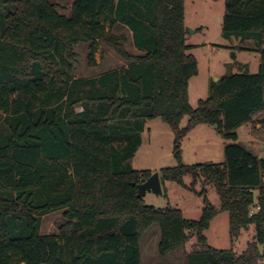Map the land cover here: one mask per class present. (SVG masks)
Wrapping results in <instances>:
<instances>
[{
    "label": "trees",
    "instance_id": "obj_1",
    "mask_svg": "<svg viewBox=\"0 0 264 264\" xmlns=\"http://www.w3.org/2000/svg\"><path fill=\"white\" fill-rule=\"evenodd\" d=\"M223 1L222 35L253 40L258 71L210 81L208 97L192 109L188 85L197 63L185 45L184 0H0V264H141L140 240L154 224L162 257L195 236L187 264L264 260L257 248L264 245V158L236 142V130L264 114V0ZM117 25L129 30L139 54L108 33L106 26ZM79 43H88L90 61L103 43L125 65L75 78ZM156 118L171 129L176 162L160 171V182L194 192L203 179L200 196L204 183L212 185L230 239L254 227V242L240 255L207 245L204 232L218 210L206 197L192 221L138 196L151 173L129 162L146 121ZM260 123L264 129V117ZM198 125L229 141L223 163H182L183 139ZM254 204L259 211L250 216ZM56 211L65 222L41 234L42 217Z\"/></svg>",
    "mask_w": 264,
    "mask_h": 264
},
{
    "label": "rangeland",
    "instance_id": "obj_2",
    "mask_svg": "<svg viewBox=\"0 0 264 264\" xmlns=\"http://www.w3.org/2000/svg\"><path fill=\"white\" fill-rule=\"evenodd\" d=\"M60 12L68 14V7ZM224 14L223 0H184V27L187 31L185 45L189 47L187 53L192 55L197 63V75L190 79L188 85V102L192 109H196L198 102L208 97V86L210 81H214V77L220 78L228 73L255 74L258 71L260 54L256 43L251 39L225 38L221 31ZM106 29L122 43L127 53L139 54L133 49L128 29L119 25L112 29L106 26ZM73 50L76 55L73 70L75 78L89 79L125 65L124 60L115 50L103 43L97 46L92 61L88 58V43H79L73 47ZM187 121L188 118H184L180 128L185 127ZM246 128L244 130L241 127L238 130V134L243 136L245 143L242 144L245 147L249 143L247 135L251 130L250 127ZM262 132L264 134V131ZM262 132L258 134V139L264 142ZM140 136L141 144L129 162L130 167L137 171H149L151 175L158 173L160 179L162 169L173 168L176 165L172 155L174 136L171 129L160 118H156L146 121ZM224 141L216 132V127L196 126L183 139L182 163L185 165L223 163L226 145ZM202 180L200 179L193 186L195 193L173 182H161L162 195L146 193L142 197L143 202L146 206L155 209H179L185 219L197 221L206 197L207 201L218 210L209 229L204 232L207 245L215 249H231L235 254L240 255L249 243L254 242V227L249 226L232 241L229 236L228 214L219 211L220 201L215 188L204 183L206 195H197L202 190ZM191 181L190 176L184 177L185 184L189 185ZM63 214V211H56L43 216L40 233L43 235L57 233L65 222ZM159 238L157 224L152 225L143 234L140 240L141 264H187L185 254L198 248L196 238L192 236L183 247L162 257L158 253ZM257 248L258 250L261 248L263 255L264 245L258 244ZM260 264H264V260L260 261Z\"/></svg>",
    "mask_w": 264,
    "mask_h": 264
},
{
    "label": "crops",
    "instance_id": "obj_3",
    "mask_svg": "<svg viewBox=\"0 0 264 264\" xmlns=\"http://www.w3.org/2000/svg\"><path fill=\"white\" fill-rule=\"evenodd\" d=\"M131 34V33H130ZM134 50H136L134 47H133ZM218 77H214V79ZM263 117H264V114L263 113H258L256 114L255 116L252 117V121L247 123V124H244L242 125L241 127H243V129L245 130L246 127H250L251 130L248 132V141L249 143L246 144V148L249 149L254 155H256L258 158L260 159H263L264 158V151L262 152L263 148H264V142H261L259 141L258 139V134L260 135L262 131H264V129L261 128V120H263ZM239 127L237 130H236V133L238 135V139H237V143H245L244 139H243V136L241 137L239 134H238V130L241 128ZM249 128V129H250ZM247 129V128H246ZM263 134V132H262ZM263 136V139H264V134L262 135ZM225 144H227L229 141H224ZM262 143V144H260Z\"/></svg>",
    "mask_w": 264,
    "mask_h": 264
},
{
    "label": "water",
    "instance_id": "obj_4",
    "mask_svg": "<svg viewBox=\"0 0 264 264\" xmlns=\"http://www.w3.org/2000/svg\"><path fill=\"white\" fill-rule=\"evenodd\" d=\"M217 78L214 79V82ZM137 192L139 197H143L146 193H153L157 196L162 195L161 182L158 173H153L143 183L137 185ZM260 255L262 254L261 248H259Z\"/></svg>",
    "mask_w": 264,
    "mask_h": 264
},
{
    "label": "built area",
    "instance_id": "obj_5",
    "mask_svg": "<svg viewBox=\"0 0 264 264\" xmlns=\"http://www.w3.org/2000/svg\"><path fill=\"white\" fill-rule=\"evenodd\" d=\"M261 48L264 50V44L261 46ZM257 211H259V206L257 204H255V206L253 207V209L250 211L249 215L252 216Z\"/></svg>",
    "mask_w": 264,
    "mask_h": 264
}]
</instances>
